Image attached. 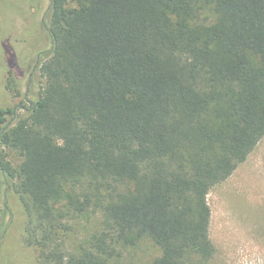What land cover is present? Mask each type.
Here are the masks:
<instances>
[{
    "label": "trees",
    "instance_id": "16d2710c",
    "mask_svg": "<svg viewBox=\"0 0 264 264\" xmlns=\"http://www.w3.org/2000/svg\"><path fill=\"white\" fill-rule=\"evenodd\" d=\"M43 24V85L0 108L36 264H123L117 246L144 237L148 264H208L207 194L264 137V0H49ZM96 212L63 247L66 219Z\"/></svg>",
    "mask_w": 264,
    "mask_h": 264
},
{
    "label": "rangeland",
    "instance_id": "374dc122",
    "mask_svg": "<svg viewBox=\"0 0 264 264\" xmlns=\"http://www.w3.org/2000/svg\"><path fill=\"white\" fill-rule=\"evenodd\" d=\"M48 4L49 0H0V108L34 98L43 85L37 67L50 48L43 24ZM12 78L20 92L15 98L6 88ZM8 194V182L0 171V264H36L34 250L23 241V214L14 207L10 213L13 201ZM207 204L214 246L208 264H264V137L230 176L209 190ZM66 224L63 247L72 249L100 228L101 215L86 213L66 219ZM117 248L123 264H148L161 253L147 237Z\"/></svg>",
    "mask_w": 264,
    "mask_h": 264
}]
</instances>
